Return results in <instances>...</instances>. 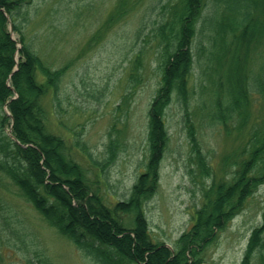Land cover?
Listing matches in <instances>:
<instances>
[{"label": "trees", "instance_id": "obj_1", "mask_svg": "<svg viewBox=\"0 0 264 264\" xmlns=\"http://www.w3.org/2000/svg\"><path fill=\"white\" fill-rule=\"evenodd\" d=\"M31 1L0 0V186L8 185L6 181L16 186L20 197L95 264H207V248L264 184V118H250L254 94L264 96V0H166L149 24L146 15L163 0H152L144 10L135 37L142 39L149 30L160 71L148 109L146 171L138 176L129 197L112 206L102 195L99 177L107 181V166L116 156L119 140L109 139L106 157L98 159L76 134L73 146L98 170L94 179L66 140L46 123L44 97L51 92L55 108L61 110V82L71 61L54 68L29 43L16 15ZM131 11L130 0H117L91 41ZM29 19L26 11L23 22ZM148 39L138 45L130 61V87L142 82ZM195 73L200 75L197 98L191 88ZM193 101L197 109L206 110L208 126H224L230 133L231 121L235 130L247 129L242 155H232L228 180H214L192 120ZM172 102L183 110L192 162L202 178L213 176V181L192 224L169 247L151 240L143 206L159 185L160 164L170 142L165 117ZM240 264H264V213Z\"/></svg>", "mask_w": 264, "mask_h": 264}, {"label": "rangeland", "instance_id": "obj_2", "mask_svg": "<svg viewBox=\"0 0 264 264\" xmlns=\"http://www.w3.org/2000/svg\"><path fill=\"white\" fill-rule=\"evenodd\" d=\"M116 1L32 0L28 8L16 15L27 40L45 62L59 68L71 61L61 82V110L55 108L51 92L43 100L49 130L66 140L76 160L90 170L94 179L98 170L73 146L76 134L98 159L106 157L104 147L109 139L119 140L116 156L107 166V181L99 177L102 195L110 206L127 199L138 176L146 171L148 109L160 78L154 61L156 45L147 37L149 30L142 39L135 37L140 18L152 6V0H130L132 11L110 29L103 30L95 42L91 41ZM165 1L146 15L147 24L157 18ZM26 11L30 12V19L23 22ZM12 36L18 38L16 33ZM143 38L150 40L143 79L133 88L127 81L130 61ZM199 77L195 73L191 79L195 98L200 91ZM194 103L192 120L214 180H228L233 170L232 155H242L247 129L235 130L231 121L230 133L224 126L210 127L204 115L206 110L197 109ZM252 104L251 120L264 118V96L254 94ZM182 117L181 106L172 102L165 117L170 142L160 164L159 185L143 206L151 240L171 247L192 224L204 191L213 181V176L202 178L191 160ZM6 183L0 186V264H95L20 197L16 186ZM263 213L264 184L207 248L204 254L207 264H240L253 228L263 221Z\"/></svg>", "mask_w": 264, "mask_h": 264}, {"label": "water", "instance_id": "obj_3", "mask_svg": "<svg viewBox=\"0 0 264 264\" xmlns=\"http://www.w3.org/2000/svg\"><path fill=\"white\" fill-rule=\"evenodd\" d=\"M10 33H11V34L13 33V29H12V27L10 28Z\"/></svg>", "mask_w": 264, "mask_h": 264}]
</instances>
